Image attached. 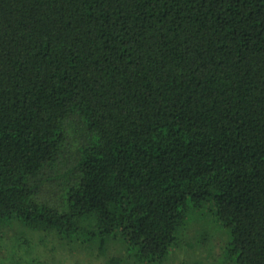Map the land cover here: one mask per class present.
Returning <instances> with one entry per match:
<instances>
[{
	"label": "trees",
	"instance_id": "obj_1",
	"mask_svg": "<svg viewBox=\"0 0 264 264\" xmlns=\"http://www.w3.org/2000/svg\"><path fill=\"white\" fill-rule=\"evenodd\" d=\"M206 202L264 264V0H0V228L159 263Z\"/></svg>",
	"mask_w": 264,
	"mask_h": 264
},
{
	"label": "rangeland",
	"instance_id": "obj_2",
	"mask_svg": "<svg viewBox=\"0 0 264 264\" xmlns=\"http://www.w3.org/2000/svg\"><path fill=\"white\" fill-rule=\"evenodd\" d=\"M187 206L176 244L159 263L141 261L118 235L101 243L99 236L59 237L12 221L0 228V264H108L111 259L115 264H235L228 255L230 229L215 218L212 203Z\"/></svg>",
	"mask_w": 264,
	"mask_h": 264
}]
</instances>
